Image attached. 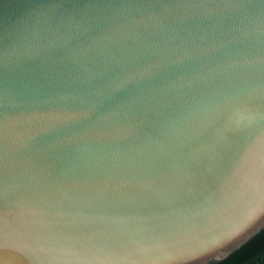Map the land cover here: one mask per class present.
Here are the masks:
<instances>
[{"label":"water","instance_id":"95a60500","mask_svg":"<svg viewBox=\"0 0 264 264\" xmlns=\"http://www.w3.org/2000/svg\"><path fill=\"white\" fill-rule=\"evenodd\" d=\"M264 229V0H0V264H216Z\"/></svg>","mask_w":264,"mask_h":264},{"label":"trees","instance_id":"16d2710c","mask_svg":"<svg viewBox=\"0 0 264 264\" xmlns=\"http://www.w3.org/2000/svg\"><path fill=\"white\" fill-rule=\"evenodd\" d=\"M216 264H264V229L228 258Z\"/></svg>","mask_w":264,"mask_h":264}]
</instances>
